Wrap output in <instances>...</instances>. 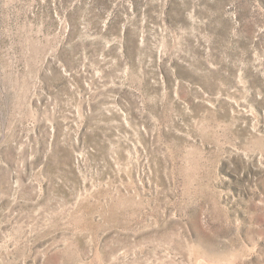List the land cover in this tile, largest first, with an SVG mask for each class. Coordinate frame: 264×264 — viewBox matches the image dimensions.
Here are the masks:
<instances>
[{"label": "rangeland", "instance_id": "obj_1", "mask_svg": "<svg viewBox=\"0 0 264 264\" xmlns=\"http://www.w3.org/2000/svg\"><path fill=\"white\" fill-rule=\"evenodd\" d=\"M0 264H264V0H0Z\"/></svg>", "mask_w": 264, "mask_h": 264}]
</instances>
